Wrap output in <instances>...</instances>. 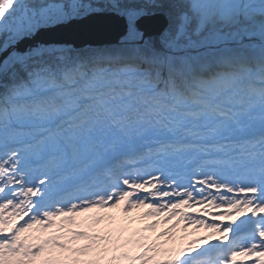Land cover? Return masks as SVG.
<instances>
[{
	"label": "snow or ice",
	"instance_id": "obj_1",
	"mask_svg": "<svg viewBox=\"0 0 264 264\" xmlns=\"http://www.w3.org/2000/svg\"><path fill=\"white\" fill-rule=\"evenodd\" d=\"M108 11L117 46L18 49ZM0 264H264V0H0Z\"/></svg>",
	"mask_w": 264,
	"mask_h": 264
},
{
	"label": "water",
	"instance_id": "obj_2",
	"mask_svg": "<svg viewBox=\"0 0 264 264\" xmlns=\"http://www.w3.org/2000/svg\"><path fill=\"white\" fill-rule=\"evenodd\" d=\"M139 27L146 36L156 35L168 25V18L163 13L143 17ZM125 23L122 17L114 12L108 11L93 14L84 21L74 22L69 28L41 29L30 39L22 41L18 49L25 50L39 43H71L76 48L85 45L99 46L103 44L116 43L123 34Z\"/></svg>",
	"mask_w": 264,
	"mask_h": 264
},
{
	"label": "rangeland",
	"instance_id": "obj_3",
	"mask_svg": "<svg viewBox=\"0 0 264 264\" xmlns=\"http://www.w3.org/2000/svg\"><path fill=\"white\" fill-rule=\"evenodd\" d=\"M168 23H169V21H168ZM118 43H119V41L116 43L103 44V45H99V46L100 47H105V46L111 47V46H117ZM39 44H43V43H39ZM140 211H143V210H138L137 212L132 213L131 217H138ZM86 215H91V214H86ZM110 215L115 216L117 218L116 222L114 224H111V225H109L108 222H105V224H101L97 227V231H101L103 233V231L109 227H111L112 229H119L120 227H122L121 221L124 219L123 213L120 212L119 210H115L112 213H110ZM81 219H83V217ZM144 223H146V222L137 220V222L135 224L131 225V227L134 229L142 228ZM159 231H160V229H157V230L146 233V235L156 239ZM208 234H209V232L206 229L196 230L192 227H189L187 233H184L183 228H181L179 230H176V232L173 235L175 237L176 243H181V242H186V241H182V237H184V236H188L189 238H192L193 235H208ZM164 239L167 240L169 238L165 237ZM87 243H88V241H86V240H79L76 242L74 247H80V246L85 245ZM65 255H70V254L66 253ZM95 256H96V252L93 251L87 255H81V258L82 259H92V258H95Z\"/></svg>",
	"mask_w": 264,
	"mask_h": 264
},
{
	"label": "trees",
	"instance_id": "obj_4",
	"mask_svg": "<svg viewBox=\"0 0 264 264\" xmlns=\"http://www.w3.org/2000/svg\"><path fill=\"white\" fill-rule=\"evenodd\" d=\"M37 2H38V0H37ZM194 27H195V25H192V26H191V28H192V29H194ZM192 39H193V40H197V39H198V37H197V36H195V35H193V36H192ZM87 46H89V45H87ZM85 47H86V46H85ZM85 47L78 48V49H83V48H85ZM92 47H99V46H92Z\"/></svg>",
	"mask_w": 264,
	"mask_h": 264
}]
</instances>
